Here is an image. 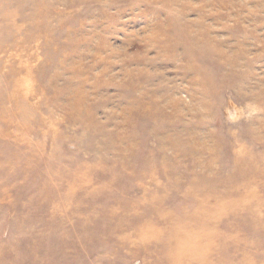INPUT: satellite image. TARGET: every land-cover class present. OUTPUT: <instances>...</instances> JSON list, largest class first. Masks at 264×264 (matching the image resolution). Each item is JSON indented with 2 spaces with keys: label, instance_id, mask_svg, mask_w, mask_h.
<instances>
[{
  "label": "rangeland",
  "instance_id": "rangeland-1",
  "mask_svg": "<svg viewBox=\"0 0 264 264\" xmlns=\"http://www.w3.org/2000/svg\"><path fill=\"white\" fill-rule=\"evenodd\" d=\"M0 264H264V0H0Z\"/></svg>",
  "mask_w": 264,
  "mask_h": 264
}]
</instances>
